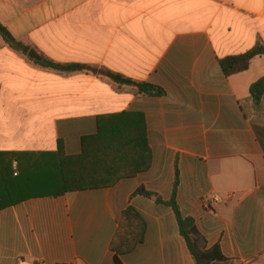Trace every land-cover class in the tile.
Segmentation results:
<instances>
[{
    "label": "crops",
    "instance_id": "obj_1",
    "mask_svg": "<svg viewBox=\"0 0 264 264\" xmlns=\"http://www.w3.org/2000/svg\"><path fill=\"white\" fill-rule=\"evenodd\" d=\"M0 23L34 60L106 69L163 90L137 94L90 71L42 67L0 37V152L81 153L97 117L141 113L150 164L113 185L28 197L0 209V264H117L128 209L143 237L120 264H195L168 205L230 264H264V55L224 75L219 60L264 44V0H0ZM22 162L24 156H18ZM19 161V164H22ZM19 164L14 159L13 175Z\"/></svg>",
    "mask_w": 264,
    "mask_h": 264
},
{
    "label": "trees",
    "instance_id": "obj_2",
    "mask_svg": "<svg viewBox=\"0 0 264 264\" xmlns=\"http://www.w3.org/2000/svg\"><path fill=\"white\" fill-rule=\"evenodd\" d=\"M1 39L14 51L26 56L34 63L63 72L90 71L104 76L116 85L133 88L137 94L159 96L163 90L157 86L137 82L106 69L82 64H58L42 58L34 60L30 47L24 45L0 23ZM264 55V44L256 42L241 54L229 55L219 60L224 75L229 76L246 70L255 56ZM254 103L264 95V76L250 85ZM81 153L66 155L60 140L52 152L17 153L0 152V209L15 205L28 198L58 196L67 191L84 190L113 185L118 179L133 176L144 171L150 164V149L146 142L145 123L141 113L119 112L97 117L95 134L81 138ZM24 160L21 162L18 156ZM22 164L13 175L12 161ZM178 185V169L169 200H162L153 192L138 188L134 194L154 198L157 203L168 205L176 217L179 234L183 237L195 264H230L220 252L219 246L206 248L198 233L194 220L184 217L175 200ZM144 222L131 208L123 214L119 226L110 243L115 253V261L120 264L118 255L129 252L142 240Z\"/></svg>",
    "mask_w": 264,
    "mask_h": 264
}]
</instances>
